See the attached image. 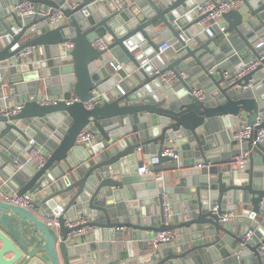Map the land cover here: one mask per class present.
<instances>
[{
	"label": "water",
	"instance_id": "water-1",
	"mask_svg": "<svg viewBox=\"0 0 264 264\" xmlns=\"http://www.w3.org/2000/svg\"><path fill=\"white\" fill-rule=\"evenodd\" d=\"M207 1L0 0V181L16 195L34 193L37 210L0 200V264H230V256L264 264V233L245 242L219 221L242 205L250 208L241 217L260 215L252 226L264 227V143L255 141L264 127V44L256 45L264 40V0L222 13L227 25L211 36L197 12ZM23 2L32 12L13 9ZM99 38L103 49L92 44ZM162 43L170 47L159 51ZM28 46L41 58H15ZM167 70L173 81L161 79ZM44 90L78 100L41 104ZM15 101L21 109L5 114ZM241 116L255 129L228 157L213 152L215 121L236 125ZM84 129L95 141L76 142ZM39 131L50 139L45 163L18 168L20 142ZM170 143L176 156L163 154ZM199 160L205 168H195ZM143 162L149 172L138 175ZM170 173L187 196L182 208L170 205L166 224L164 197L176 192L166 185ZM77 217L84 222L66 225ZM82 227L91 233L73 235ZM165 230L176 243L145 245L147 234Z\"/></svg>",
	"mask_w": 264,
	"mask_h": 264
},
{
	"label": "built area",
	"instance_id": "built-area-1",
	"mask_svg": "<svg viewBox=\"0 0 264 264\" xmlns=\"http://www.w3.org/2000/svg\"><path fill=\"white\" fill-rule=\"evenodd\" d=\"M98 1H103V0H98ZM241 4H242V0H220L216 2L207 1L205 4L198 5L197 12L200 14H204V17L199 21L200 24L203 25L209 22V26L203 27L206 34L209 36L213 34L211 25L217 23L216 21L218 18L221 17L222 13L229 11L231 9H236L240 7ZM13 9L18 14L22 15L25 13L32 12V5L29 2H23L21 4L14 6ZM56 16L59 17L60 13L57 12ZM222 29L223 28H221V30ZM92 44L97 49H103L104 47H106L107 41L104 38H99L93 41ZM262 44H264V40L258 42L256 45L261 46ZM168 47L169 45L167 43H162L159 46V51H164ZM33 48L34 47H30V46L25 47L24 49L17 52L15 58L21 61L22 59L28 58V56H30L32 51L34 50ZM258 63L259 61H255V62L247 63L246 65H244L241 69H239L235 74H233L230 77L229 83H233L235 80L239 79L240 77L247 74L249 71L253 70L257 66ZM209 71H211V69ZM180 75L182 77H186V74L183 72ZM175 78H176V75L172 70H167L161 74V79L167 82L173 81ZM194 93L199 98H204L206 96L202 89H196ZM58 100H63L67 104H69L75 100H78V98L75 96L67 97L64 95H59V96L41 95L38 98V101L41 104H54ZM84 104L86 107L90 108L93 105V102L87 101V102H84ZM20 109H21V104H17V105L8 107L4 113L14 114L18 112ZM256 125L257 123L253 125H250L247 123L242 124L241 126H239L233 131V134H232L233 140H235L236 142H239L247 138L251 134V132L255 129ZM94 138H95L94 132H92L89 129H84L78 133L76 137V142L79 144L90 143L93 141ZM255 141L264 143V127L257 129ZM27 143L29 145V149L27 151V158L21 162H18L17 167L20 168L24 166L26 163H32V165L35 168L41 167L45 163L47 155L43 152L41 147L37 145V142L34 138L30 137ZM163 154L170 155V156H176V154L174 153V147L172 146L165 147ZM243 156L244 155L242 154L238 156L237 161L238 162L244 161L245 157ZM203 165L205 164L199 163L197 166L202 167ZM137 171L140 175H142L143 173L149 172L148 165L143 164L139 166ZM34 199H35L34 193L28 192V193H24L23 195H16L15 193L6 192L5 190H3L2 186L0 185V200L2 201L12 203L15 205H19V206H22L24 208L34 211L35 208L33 207V204H32ZM262 201H264V196H263ZM215 209H216V205L213 207V211H215ZM58 211L61 212L62 207L59 206ZM171 214L172 213H171L170 202L167 199H165L164 201V222L166 224L171 222ZM238 216H239V213L236 211L225 210L219 215V221L221 223L227 224L228 222L235 220ZM83 222H84L83 218L77 217L73 220L66 221V225H68L69 227H72L74 225L81 224ZM53 224L55 226H58V223L56 220L53 221ZM88 229L89 227L79 228L73 233V235L75 236L85 235L87 234ZM252 231L253 230L249 229L243 236L245 242L251 239ZM174 236H175V233L171 230L157 231L147 237L146 243L151 249H157L161 244L170 243L171 241H173ZM262 248L264 249V243L262 244Z\"/></svg>",
	"mask_w": 264,
	"mask_h": 264
},
{
	"label": "crops",
	"instance_id": "crops-1",
	"mask_svg": "<svg viewBox=\"0 0 264 264\" xmlns=\"http://www.w3.org/2000/svg\"><path fill=\"white\" fill-rule=\"evenodd\" d=\"M216 1H220V0H216ZM216 22L217 23L211 25V29H212L213 33L215 31L216 32L222 31L226 27V25H227L226 22L223 19H221V17L218 18ZM206 26H209V22L203 24V27H206ZM221 28H223V29L221 30ZM204 32H205V30H204ZM205 34H206V32H205ZM156 40H159V38H157ZM33 49L34 50L32 51L31 55L28 56V58H26V59H22V62H27V61L30 62L31 60H37V59H40L41 58L42 53L39 51V49L37 47H34ZM234 55H235V53H234ZM233 63L234 62L231 61L230 65L231 66L234 65ZM192 68H193V70H197L199 67L197 65H195ZM183 73H185L186 76H187L188 71L185 70V71H183ZM199 75H200V72L198 74H196L195 78H198ZM259 80H260V78L254 79L252 81V84L250 86H253V87L256 86L255 82H258ZM257 85H258V83H257ZM44 92L45 93H43V95H52V94H50L46 90H44ZM61 95H63V94H61ZM64 96L72 97L73 95H69L68 94V95H64ZM10 104H11V106H14V105H17L18 102L15 101V102H11ZM238 122L239 123H237L236 125H233L232 123L230 124L229 122H226L224 120L223 121H220V120H216L215 121V123L213 125L212 135L215 138V141H216L217 146H216V148L214 149L213 152L219 153L221 151V149L223 148L225 150L222 151L221 153H223L225 156L228 157V155L233 154V152H234V150L236 148H239L240 147L239 142L237 143L235 140H233L232 134H233V131L236 128H238L239 126H241L242 124L245 123L244 116H241L239 118V121ZM36 134L32 138H34L36 140L37 145L41 147V149L43 150V152L45 154H48L47 150H45V147H46L45 146V143L46 142L48 143L49 140H50L48 134L45 135L43 133H40V131H39L38 135H36ZM93 141H95V138L93 139ZM20 144H21L22 150L19 151L18 156H19V159H20V162H21L22 160H25L27 158V150H26V147H27L28 143L25 140H23V141L20 142ZM168 146H173V144H171V143L170 144H167L166 147H168ZM241 154L244 155L243 157H245V159H246V153L244 151H242ZM178 157H181V155L178 156ZM234 158L237 160V157H234ZM199 163L205 164L204 161L199 160L195 164V168L196 169H198V168L203 169V168L206 167V164L203 165L202 167H198L197 165ZM143 164H147V163L143 162L141 165H143ZM137 174L139 175L138 171H137ZM143 174H145V173H143ZM158 175H160V174H158ZM169 175H170V177H169V179L167 180V183H166L167 188H173L176 192L173 193V194H170L169 197H164V199L165 198H168L167 200L170 202V205H172V209L173 210H174V208L180 209V208H182V206L184 204V201L186 199L187 193H186V190L184 188L176 187L177 180H175L173 178V176L171 175V173ZM5 180L6 179L3 178L0 181V185L2 186L3 190H5L6 192H9V193H13V191H12L9 183L7 181L5 182ZM245 208H250V207H245V206H242V205H237V208L234 211L238 212L239 213V216L235 220L228 222L227 223V227H229L235 234H238L240 232L243 236L245 235V233L249 229H251V230H253L252 231L251 239L252 240H258L261 237L262 233H264V227H261L260 225H259L260 227H258V228L257 227H253L252 224H254V222H256V223L259 224L260 221L263 220V217L260 216V215H258L256 218H253L252 220H249L248 217H245V218L244 217H241L242 211ZM34 211H37V210L34 209ZM88 233H91V228L88 229L87 234ZM148 236H149V234H147L146 239H147ZM146 239L144 241L145 243H146ZM174 243H176V235L174 236V240L173 241H171L170 243L161 244L157 249L158 250L165 249L168 246L173 245ZM145 245H147V244H145ZM147 247H149V246L147 245ZM220 248L221 249H224V246L221 245ZM136 250H138L137 247H136ZM145 251L146 250H144V251L141 250L140 253L142 254ZM230 257L233 258V261L230 264H234V262L236 264H239L240 259L238 257H236V256H230ZM230 257L223 258V260H226L229 263L231 261L230 260L231 259ZM218 264H221V261H219Z\"/></svg>",
	"mask_w": 264,
	"mask_h": 264
}]
</instances>
